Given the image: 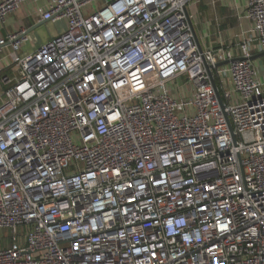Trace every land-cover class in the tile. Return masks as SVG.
Returning <instances> with one entry per match:
<instances>
[{
	"label": "built area",
	"instance_id": "1",
	"mask_svg": "<svg viewBox=\"0 0 264 264\" xmlns=\"http://www.w3.org/2000/svg\"><path fill=\"white\" fill-rule=\"evenodd\" d=\"M202 1L0 0L66 24L0 35V264H264V0L235 49Z\"/></svg>",
	"mask_w": 264,
	"mask_h": 264
},
{
	"label": "crops",
	"instance_id": "2",
	"mask_svg": "<svg viewBox=\"0 0 264 264\" xmlns=\"http://www.w3.org/2000/svg\"><path fill=\"white\" fill-rule=\"evenodd\" d=\"M249 0H203L200 3L189 7L192 15V22L195 34L199 44L202 47L219 48L224 47L236 48L237 45L248 41L251 35V21L246 17L245 9ZM36 4L32 2H24L14 13L10 14L0 27V35L5 36L9 31L25 27L30 32V39L24 50H28V46L36 48L35 40V19ZM47 29L48 40L50 36L56 35L60 30L65 28L64 20L48 21L44 23ZM251 61L257 70V78L264 85V50L260 49L256 44H251ZM32 50V49H31ZM0 239V246H6V235ZM5 240V241H2Z\"/></svg>",
	"mask_w": 264,
	"mask_h": 264
},
{
	"label": "rangeland",
	"instance_id": "3",
	"mask_svg": "<svg viewBox=\"0 0 264 264\" xmlns=\"http://www.w3.org/2000/svg\"><path fill=\"white\" fill-rule=\"evenodd\" d=\"M33 31H35V37H36V44L38 45H35L36 47L37 46H40L41 44H43L45 41H46V36L48 33H47V29L45 27V25L41 24V25H38V27L36 29H34ZM29 50L30 49H33V47L31 46H28Z\"/></svg>",
	"mask_w": 264,
	"mask_h": 264
},
{
	"label": "water",
	"instance_id": "4",
	"mask_svg": "<svg viewBox=\"0 0 264 264\" xmlns=\"http://www.w3.org/2000/svg\"><path fill=\"white\" fill-rule=\"evenodd\" d=\"M30 30H32V29H30Z\"/></svg>",
	"mask_w": 264,
	"mask_h": 264
}]
</instances>
